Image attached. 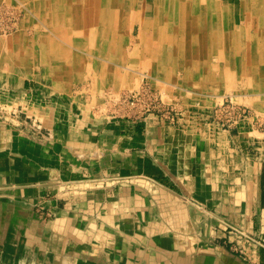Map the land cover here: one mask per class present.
<instances>
[{"label":"crops","instance_id":"obj_1","mask_svg":"<svg viewBox=\"0 0 264 264\" xmlns=\"http://www.w3.org/2000/svg\"><path fill=\"white\" fill-rule=\"evenodd\" d=\"M60 48L45 85L0 69L14 84L0 92V264H264V134L209 124L194 102L176 126L115 120L94 89L73 88L81 50L68 65L82 74L54 67ZM256 79L241 100L264 112ZM30 122L44 132L20 130Z\"/></svg>","mask_w":264,"mask_h":264},{"label":"rangeland","instance_id":"obj_2","mask_svg":"<svg viewBox=\"0 0 264 264\" xmlns=\"http://www.w3.org/2000/svg\"><path fill=\"white\" fill-rule=\"evenodd\" d=\"M49 1L50 0H0V40L4 41L3 46L1 45L2 43L0 44L1 47L0 69L11 71L12 73L15 74H22V77L24 75L25 77H27L32 81L31 85L33 87L35 85L42 86L46 84L45 78H43V76H40V75H44L43 72L45 71V69L47 70V72H49L48 68H44L45 65L44 62H42L41 60L38 61L39 57L38 58L36 57L35 59L31 53L29 55L26 53L27 57L24 61H22V59L19 57L21 52H19V54L17 55L13 54L14 56L13 58L10 57L12 56V54L9 55V53L18 51L21 48L27 49L28 48L27 39L39 38L40 40H43L44 39L43 35L46 36L47 34V36H50V34L53 33L54 27L50 21L53 20L52 18L54 17V15L52 14L53 13L52 10H50L51 8L49 6ZM137 1L138 3L135 5L134 14H138L137 16L141 20L152 19L159 0H137ZM162 1L163 0L160 1V6L163 7L162 12L165 13L166 11L164 9V5L162 4ZM220 1L223 7L225 6L230 7L234 5L236 6V9H238L240 6L239 0H220ZM164 17L165 16H163V18L161 17L162 19L160 18V31L163 30L162 27L165 23ZM73 26H74L73 27L74 34L79 33L78 29H76V25L74 24ZM96 27L97 26H93V28ZM138 27H139L138 24H133L132 28L134 29V31L132 33V39L128 41V43H126L125 45L122 44V40L118 37L116 38V40H114V43L117 44L116 48H118L119 51H121V46L122 48L124 47V49L126 48L128 49L125 53V55L127 54L125 58V60L127 59L126 60L127 63L124 60L123 61L125 62L126 66L134 70L133 75L128 73L126 74L124 72V69H121L122 72L116 69L117 72L121 73L123 76L120 79L122 80L120 83L117 84L108 83L109 81L107 79L106 83L104 84L105 86L99 85L97 83V81H99L98 77H96V74L93 71H90V69H93V66H96L97 63L98 65L99 63L101 64L104 62L114 63L121 59L115 56L116 60L113 61L114 60L113 53H108V52L103 53V49L105 47H109V48L112 47V45L110 46L109 44H105L102 46V49H100L102 54L98 56H97L98 54L97 52L90 51L89 49H84L83 54L81 55H83L82 57H84L82 65L86 69L84 70V73L82 72L84 75L82 78L79 77L77 79L76 77L74 78V80H72L73 82L75 81L73 85L74 90L83 87L89 88L91 90L94 89L96 93L93 95H96V98L100 99L101 102L100 105H102V107H106L107 105L112 104L111 106H114L116 108L115 109L116 111L111 113V116L115 120L116 119L122 120L124 118L129 117L130 113H135L133 117L134 120L141 118L144 120L154 118L159 123L165 122L170 126H176L181 121L183 114L191 110L190 105L192 104L190 103L194 102L200 105L201 108H203L199 112L201 114L202 113L207 114L204 115V117L206 119V122L209 124H214L217 126L219 125L218 124L219 116L217 114H220L221 116L220 113L221 108L223 109V114H222L223 116L228 115L229 117H232L234 119L240 118L239 117L240 114L245 112V114L241 115L242 117L238 119L239 120L238 122H241L242 120H249L253 123L254 127L258 131L264 134V112L252 110L249 106H247L249 105L248 103H246L247 105H244L243 104L244 102H242L241 100L242 96L253 97L252 96L253 90L251 88L253 85L252 81L253 79H255V83L257 82L255 76L248 77L250 75L248 74L246 75L243 71L240 72L241 73L240 75H238L237 72H234L233 69L236 68V66L237 67L240 66L241 62L244 65L243 60H237L231 57L230 60L224 64L223 67L221 65L222 62L220 61V59H217L218 61L206 60L201 57H192L191 55H186V54L184 55L178 54L176 56V54L174 53L176 50V47L174 46L175 44H171L170 46V43L166 42L165 40L167 36L163 37L162 32H160V41L157 42H160L161 44L159 43L158 44L159 46H156L155 48H153L155 46L153 45L151 50L154 51V50H158L157 48H160V60L155 59L153 65L156 66L161 71V73H159L160 72L159 70L157 72H151L149 71V69H147V67L143 68L144 66L143 62L145 61L146 63H148L146 61L147 57L141 54H139L140 56L138 54H135L136 52L140 51L139 49H141L139 42V35L137 36L138 33L137 30H139ZM51 36H53V34ZM103 40L106 39L104 38ZM14 41L15 43L11 45ZM89 41L93 42V40H91L90 38ZM63 44L65 48H69L70 45H73L70 44L69 41H67L66 44L65 43ZM118 45L121 46L118 47ZM73 46L74 48L76 47V45ZM9 48H12L13 50H6ZM74 48L70 49L72 51L70 52V54L76 53L77 55L82 49L81 47H80L81 49L77 47H76L77 49ZM123 52L124 50L122 49V53ZM171 54L174 55L171 56ZM242 54L245 53L241 51L240 55L242 56ZM130 56H132V59L130 58ZM141 60L143 62H141ZM66 61L67 60H65V62ZM67 64L69 63H66V65ZM226 65H228L227 66L228 68H226ZM75 66L77 65L71 64L66 72H70L71 74H76V73L82 74L77 71L71 72V69H73ZM114 67L116 68V66ZM139 72H143L146 75H142ZM224 76L225 77L228 76V80H229L228 82L223 81ZM34 77H37V79ZM12 79L13 78L10 77L5 78L3 81L4 85L2 83L3 79H0L1 81L0 92L6 91V88L2 89V86L6 87L7 83L10 86H14V84L11 83ZM47 80H49V78H47ZM158 83L159 85L161 84V86L167 90H175L176 92H178L179 93L178 97L181 95L183 99L186 98L185 104L188 108L186 109L181 108L180 105H177L174 101H172V99H168L166 98V96L163 97V95L159 91L160 88H157L156 86V84ZM237 86H239V88H237ZM254 98L257 99L264 98V92L261 91V94H257ZM228 106L230 107V112L227 110ZM75 113L73 112V110L70 111V114H72L70 122L73 123L72 126L76 131L77 126L75 125V123L77 121V116ZM0 117H2V114H0ZM1 120L2 118H0V121ZM30 123L31 125L22 126L20 130H22L23 132L25 131L27 133V129H31L32 133L36 135L37 134L40 135L42 132H44L40 124H33L32 122ZM228 262L232 264L230 262V259Z\"/></svg>","mask_w":264,"mask_h":264},{"label":"bare ground","instance_id":"obj_3","mask_svg":"<svg viewBox=\"0 0 264 264\" xmlns=\"http://www.w3.org/2000/svg\"><path fill=\"white\" fill-rule=\"evenodd\" d=\"M160 1L158 2L152 19L141 20L138 18V14H134L135 5L138 3L137 0H50V10H52V14L54 15L53 20L50 21L55 30H53V36H51L52 34L50 36H47V34L46 36L43 35L44 41L39 38L27 39V49L21 48L18 51L9 53V55L12 54L10 57L13 58V54L17 55L21 52L19 57L24 61L27 57L26 55L31 53L35 59L39 57L38 61H45L50 54L62 50L60 48L62 42L66 43L69 41L70 44L79 45L78 47L82 48H80L82 53L84 49H89L90 51L97 52L98 56L102 54L100 51L102 46L109 44L112 47H105L103 53H113V61L116 60L115 56L121 60L114 63H99V65L97 63L93 72L99 76V79H102L101 82L97 81L99 85L105 84L104 79L108 76L107 72L112 75L109 82L117 84L122 81L120 79L123 77L117 70L122 72L121 69H124L126 74L132 75L134 70L125 65L127 60H125L127 55L125 53L128 49H124V47L122 48L121 45H118V47L121 46V51H119L116 48L117 44L114 43V40L118 37L122 40V44L125 45L132 39V33L134 31L132 28L133 24H138L139 30H137V36L139 35L141 49L135 54H141L147 57L146 61L148 63L142 60L141 62L144 64L143 68L147 67L151 72H157L159 70L153 65V62L155 59L160 60V48L154 51L151 48L153 45H155L153 48L159 46L158 44L160 42L157 41H160V32H162L163 37L167 36L165 40L170 43V46L171 44H175L176 50L174 53L176 56L178 54H186L192 57H201L206 60L220 59L223 67L231 57L233 59L243 60L244 65L241 62L240 66H236L233 69L234 72L240 75V72L243 71L246 75H250L248 77H254L256 74L255 77L258 76L261 79V87L264 86V0H239L240 6L238 9L234 5L223 7L220 0H163L162 4L164 5L165 13L162 12L163 7L160 6ZM163 16H165V23L162 27L163 30L160 31V18H163ZM74 24L79 33L74 34ZM93 26L97 27L93 28ZM89 38L93 42H90ZM104 38L106 40H103ZM2 42L0 40V44ZM1 45L3 46V44ZM71 47L73 48V45L69 46L70 49ZM66 49L62 56L64 59L61 58L59 62L54 61V67L58 70H65L66 67L70 66L68 64L66 65V63L74 61V55L70 54L71 50ZM122 49L124 50L123 53ZM6 50L13 49L9 48ZM240 50L245 54L241 56ZM130 58L132 59V56ZM65 60L67 61L65 62ZM61 63L62 65H60ZM227 66L226 68H228ZM139 73L146 75L143 72ZM165 94L167 95V93Z\"/></svg>","mask_w":264,"mask_h":264},{"label":"built area","instance_id":"obj_4","mask_svg":"<svg viewBox=\"0 0 264 264\" xmlns=\"http://www.w3.org/2000/svg\"><path fill=\"white\" fill-rule=\"evenodd\" d=\"M227 110L230 112V107L228 106L227 107ZM220 113H221V116H220V114H217L218 116H219V121H218V124H221V125H233V124H236L239 120L238 119H240L242 116L241 115H243V114H245V112H243L242 114H240V118H238V119H234V118H232V117H229L228 115L227 116H223L222 114H223V109L221 108L220 109Z\"/></svg>","mask_w":264,"mask_h":264}]
</instances>
